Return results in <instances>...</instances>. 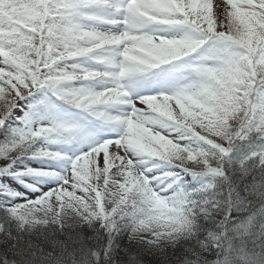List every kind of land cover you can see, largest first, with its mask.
<instances>
[{
  "label": "snow or ice",
  "instance_id": "1",
  "mask_svg": "<svg viewBox=\"0 0 264 264\" xmlns=\"http://www.w3.org/2000/svg\"><path fill=\"white\" fill-rule=\"evenodd\" d=\"M0 264H264V0H0Z\"/></svg>",
  "mask_w": 264,
  "mask_h": 264
}]
</instances>
